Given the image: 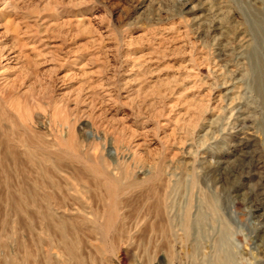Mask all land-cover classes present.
Returning <instances> with one entry per match:
<instances>
[{"label": "rangeland", "instance_id": "374dc122", "mask_svg": "<svg viewBox=\"0 0 264 264\" xmlns=\"http://www.w3.org/2000/svg\"><path fill=\"white\" fill-rule=\"evenodd\" d=\"M187 214L264 264V0H0V264H199Z\"/></svg>", "mask_w": 264, "mask_h": 264}, {"label": "bare ground", "instance_id": "6f19581e", "mask_svg": "<svg viewBox=\"0 0 264 264\" xmlns=\"http://www.w3.org/2000/svg\"><path fill=\"white\" fill-rule=\"evenodd\" d=\"M25 190H26V188H25ZM30 192H31V190H30ZM30 192L27 191V196H29L31 194ZM211 206H215V204L214 205L211 204ZM230 216H233V213H231ZM186 217H187L186 222H185V225L183 228L185 231H184V234L182 236V240L187 245H189L191 247L193 255H197L196 257L199 261V264H205V261L208 258L211 259V261L209 262L210 264H229L230 259L224 258L222 256L223 254L222 253L220 254L221 249L223 247L222 244L224 243L223 240H225V239H223V238L220 239V237H219L215 240H212L211 242L209 241L208 242L209 247H206L205 245H203V242H202V240L204 239L205 236L204 235L201 236V234L199 233L200 226L203 224V223H201L202 220L199 219L196 223H194L192 220H190L189 214H187ZM224 231H225V229H224ZM209 253H210V255H209ZM219 255L221 258H219ZM231 259H232V257H231Z\"/></svg>", "mask_w": 264, "mask_h": 264}]
</instances>
